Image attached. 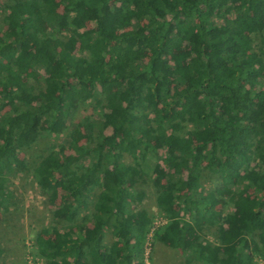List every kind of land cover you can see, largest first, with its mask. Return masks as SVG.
Segmentation results:
<instances>
[{
  "label": "trees",
  "instance_id": "trees-1",
  "mask_svg": "<svg viewBox=\"0 0 264 264\" xmlns=\"http://www.w3.org/2000/svg\"><path fill=\"white\" fill-rule=\"evenodd\" d=\"M88 101L102 116L72 124ZM44 124L68 131L32 164L67 224L38 233L46 264H147L148 180L166 219L154 240L188 264H264V0H0L5 213Z\"/></svg>",
  "mask_w": 264,
  "mask_h": 264
},
{
  "label": "rangeland",
  "instance_id": "rangeland-1",
  "mask_svg": "<svg viewBox=\"0 0 264 264\" xmlns=\"http://www.w3.org/2000/svg\"><path fill=\"white\" fill-rule=\"evenodd\" d=\"M60 10H63V6L60 7ZM84 29L95 32L97 28L95 23L87 22ZM127 29H130V27H127ZM41 75H43L42 71H40L38 78L31 80V82H35L40 86L42 84ZM94 104L95 102L93 101L79 104L72 116L71 123H77L84 116L91 115V113L102 116V110L100 108L94 109ZM42 128L44 131L46 125L44 124ZM67 133L68 131L59 138H56L44 131V134L36 143L31 145L27 150L21 151L20 159L24 160L28 169L16 172L9 177L7 189L12 193L10 209L6 213L0 209V263L46 264V259L38 253L36 242L38 233H40L42 228L50 225L58 226L60 230L66 229L67 224L57 222L53 218V211L60 206V200L55 202L49 201L48 195L36 182L35 176L32 173V164L45 155L54 144L58 146L61 143H65L67 141ZM127 160H131V157L127 156ZM154 160V157L151 158L152 162ZM216 186L217 183L213 178H210L205 184L207 190L214 189ZM135 189L143 190L146 193L143 201L135 208L137 210L145 208L155 216L152 230L145 244L146 263L188 264L186 255L182 251L168 247L162 242L153 239L154 230L164 224L166 219L157 206V189L151 180L136 183ZM234 208V203L223 206L225 212H230ZM214 231L212 227L207 228L205 236L212 241H216ZM257 260L263 263L260 257H257ZM191 264L201 263L192 261Z\"/></svg>",
  "mask_w": 264,
  "mask_h": 264
},
{
  "label": "built area",
  "instance_id": "built-area-1",
  "mask_svg": "<svg viewBox=\"0 0 264 264\" xmlns=\"http://www.w3.org/2000/svg\"><path fill=\"white\" fill-rule=\"evenodd\" d=\"M263 263H264V261H263Z\"/></svg>",
  "mask_w": 264,
  "mask_h": 264
}]
</instances>
